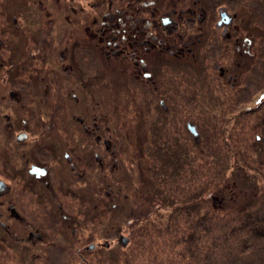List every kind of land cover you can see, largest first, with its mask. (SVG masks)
Segmentation results:
<instances>
[{"label":"flooded vegetation","instance_id":"flooded-vegetation-1","mask_svg":"<svg viewBox=\"0 0 264 264\" xmlns=\"http://www.w3.org/2000/svg\"><path fill=\"white\" fill-rule=\"evenodd\" d=\"M239 2L0 0V229L24 240L21 229L31 228L27 242L43 244L45 232L28 214L32 210L48 227L56 222L73 233L75 215L56 201L58 192L72 197L75 176L104 182L110 165L112 172L123 170L103 113L106 76L93 70L138 89L132 96L152 95L155 109L170 117L166 132L177 141L190 132L200 136L199 123L187 120L191 101H249L254 60L264 55V8ZM195 106L208 109L206 102ZM47 113L53 121L72 116L73 129L47 126ZM174 113L179 119H171ZM178 129L187 135L178 137ZM79 165L92 169L78 172ZM121 193L108 183L107 202Z\"/></svg>","mask_w":264,"mask_h":264},{"label":"rangeland","instance_id":"rangeland-1","mask_svg":"<svg viewBox=\"0 0 264 264\" xmlns=\"http://www.w3.org/2000/svg\"><path fill=\"white\" fill-rule=\"evenodd\" d=\"M253 2L264 8V0ZM254 32L259 43L262 37ZM259 57L253 91L246 92L249 101L185 106L187 120L199 123L200 136L178 129V137L187 135L178 139L184 146L166 132L170 117L155 109L152 95L132 96L138 89L118 83L109 71L92 69L95 76H106L100 86L103 113L123 170L112 172L110 165L104 182L75 176L72 197L58 192L56 201L75 215L73 233L56 222L48 227L32 210L28 214L45 232L43 244L27 242L31 228L18 232L24 240L0 229V264H264V55ZM205 102L206 112L196 108ZM50 116L44 121L52 129H73L72 116L61 114L55 121ZM87 168L92 169L79 165L77 171ZM108 183L122 192L114 200L120 203L116 209L114 201L107 202Z\"/></svg>","mask_w":264,"mask_h":264},{"label":"water","instance_id":"water-1","mask_svg":"<svg viewBox=\"0 0 264 264\" xmlns=\"http://www.w3.org/2000/svg\"><path fill=\"white\" fill-rule=\"evenodd\" d=\"M191 130L196 134V131H195V129H193V127H191ZM128 241H129V239L126 236H122L121 243L123 245H127L128 244ZM92 247L93 246H90L89 249L92 248Z\"/></svg>","mask_w":264,"mask_h":264}]
</instances>
